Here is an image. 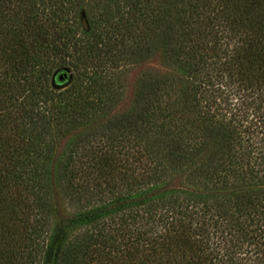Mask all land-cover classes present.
Masks as SVG:
<instances>
[{"label":"trees","instance_id":"trees-1","mask_svg":"<svg viewBox=\"0 0 264 264\" xmlns=\"http://www.w3.org/2000/svg\"><path fill=\"white\" fill-rule=\"evenodd\" d=\"M0 264H264V0H0Z\"/></svg>","mask_w":264,"mask_h":264},{"label":"rangeland","instance_id":"rangeland-1","mask_svg":"<svg viewBox=\"0 0 264 264\" xmlns=\"http://www.w3.org/2000/svg\"><path fill=\"white\" fill-rule=\"evenodd\" d=\"M165 72L166 70L162 67L158 54L137 64L123 66L118 74V84L122 88L123 97L116 112L121 113L129 109L137 82L143 74H152L157 77L164 75Z\"/></svg>","mask_w":264,"mask_h":264},{"label":"water","instance_id":"water-1","mask_svg":"<svg viewBox=\"0 0 264 264\" xmlns=\"http://www.w3.org/2000/svg\"><path fill=\"white\" fill-rule=\"evenodd\" d=\"M66 78V74H64V73H62V74H60L59 76H58V80L59 81H62V80H64Z\"/></svg>","mask_w":264,"mask_h":264}]
</instances>
